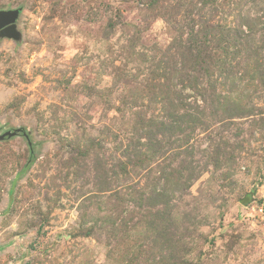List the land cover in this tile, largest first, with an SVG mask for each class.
<instances>
[{"label":"rangeland","instance_id":"1","mask_svg":"<svg viewBox=\"0 0 264 264\" xmlns=\"http://www.w3.org/2000/svg\"><path fill=\"white\" fill-rule=\"evenodd\" d=\"M0 264H264V0H0Z\"/></svg>","mask_w":264,"mask_h":264},{"label":"water","instance_id":"2","mask_svg":"<svg viewBox=\"0 0 264 264\" xmlns=\"http://www.w3.org/2000/svg\"><path fill=\"white\" fill-rule=\"evenodd\" d=\"M20 10H0V37H6L8 39L18 40L19 34L15 29V22L19 16ZM21 134L28 144L29 138L22 129H12L5 131L4 133L0 134V142H3L6 139L15 137L16 135Z\"/></svg>","mask_w":264,"mask_h":264},{"label":"built area","instance_id":"3","mask_svg":"<svg viewBox=\"0 0 264 264\" xmlns=\"http://www.w3.org/2000/svg\"><path fill=\"white\" fill-rule=\"evenodd\" d=\"M252 210L255 211L258 216L264 215V206H257L255 208L252 207Z\"/></svg>","mask_w":264,"mask_h":264},{"label":"trees","instance_id":"4","mask_svg":"<svg viewBox=\"0 0 264 264\" xmlns=\"http://www.w3.org/2000/svg\"><path fill=\"white\" fill-rule=\"evenodd\" d=\"M24 132V131H23Z\"/></svg>","mask_w":264,"mask_h":264}]
</instances>
